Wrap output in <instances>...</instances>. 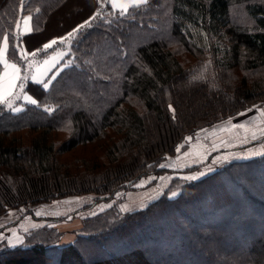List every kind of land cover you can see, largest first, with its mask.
Here are the masks:
<instances>
[{
	"label": "trees",
	"instance_id": "trees-1",
	"mask_svg": "<svg viewBox=\"0 0 264 264\" xmlns=\"http://www.w3.org/2000/svg\"><path fill=\"white\" fill-rule=\"evenodd\" d=\"M86 1L0 0V47L8 37L6 58L29 77L8 98L20 111L0 104V215L20 213L0 227V264H264V153L195 180L178 172L144 206L123 202L168 171L166 157L201 152L192 144L199 129L264 105V0H146L123 14L110 0ZM26 15L34 46L19 32ZM51 21L65 29L42 38ZM52 54L59 60L45 89L31 74ZM73 150L75 160L63 162ZM85 194L92 201L73 214L32 206ZM87 211L61 244L58 220ZM226 227L237 233L235 245L227 239L232 252L220 245ZM10 228L22 244L7 245ZM158 242L164 257L151 251Z\"/></svg>",
	"mask_w": 264,
	"mask_h": 264
},
{
	"label": "rangeland",
	"instance_id": "rangeland-1",
	"mask_svg": "<svg viewBox=\"0 0 264 264\" xmlns=\"http://www.w3.org/2000/svg\"><path fill=\"white\" fill-rule=\"evenodd\" d=\"M85 2H87L85 0ZM81 11L73 12L71 15H66L63 20H70V17L75 16V14L80 13ZM89 12V11H88ZM87 12V13H88ZM84 15L83 17H85ZM30 15L24 16L23 19L29 18ZM83 17L79 18L78 20L82 19ZM62 20V22H63ZM77 20V21H78ZM28 22H30V19H28ZM73 24V22H71ZM70 24V25H71ZM30 25V24H29ZM20 28V27H19ZM65 29L64 26H61V24H58L55 21H51L49 23V27L47 29L48 33L58 32ZM53 39V38H50ZM35 39V42L36 43ZM55 40V39H53ZM48 41V40H47ZM4 43V42H3ZM31 45V44H30ZM59 55L52 54L48 58L42 60L38 65L34 67V71H32L31 74V81H34L32 78L35 77V80H37L40 77L48 76L49 72L52 71L56 64L58 63ZM47 61L48 63H45ZM46 76V77H47ZM46 79V78H45ZM44 81V80H42ZM48 83V82H47ZM22 96V100L25 102H30V100L25 99L26 96L31 97L28 94L20 95V93L16 94V97ZM24 96V97H23ZM33 98V97H31ZM16 100L15 97L12 98V100ZM34 99V98H33ZM11 102V101H10ZM13 108H21V105H18L16 107L13 106ZM60 136V135H59ZM31 137V135L23 134L22 141L26 142V138ZM193 139L192 144L194 147L201 150V152H197L192 154L191 156H188V153H186L187 157H183V160L181 161L178 156H168L165 158V160L160 164L161 167H164L166 170L165 173H162L158 177H156V180H153V178L146 179L144 181V184H142V190L141 192L133 190L129 191L127 194L128 201H123L125 205V208H137L138 206H144L148 202L154 200L158 195L161 193L162 188L163 190L167 188L169 185V179L170 177L176 174L178 172L180 175L187 179V180H195V179H189V177L196 176L198 179L202 175L200 173H207L213 171L215 168H218L219 166H222L225 164V162L229 161V159H247L255 156H259L264 153V105L255 104L252 107L238 113L237 115L228 117L227 119H224L220 122L215 123L214 125L199 129ZM238 137L239 139H236ZM190 137H186V139H189ZM258 140L259 142L253 144L251 142ZM29 142V140H27ZM83 154H86V156H89L93 152L90 151H82ZM79 155L78 150H73L71 153H67L66 155L61 156V160L63 162L67 161H74L75 158ZM228 157L225 159V157ZM247 157V158H245ZM180 160V161H178ZM187 160V161H185ZM191 164H194L193 166H189ZM153 180V181H152ZM252 180L250 179V182ZM252 182L254 186L258 187L256 185V181L253 180ZM153 182V183H152ZM218 186H213L214 193H218L217 189ZM259 188V187H258ZM179 189L172 190L169 195L171 197H175L178 194ZM172 193H176L175 196L172 195ZM153 194V195H152ZM121 195V194H118ZM93 195H71L67 196L61 199H56L51 202H45V203H38L36 205H32L34 208H40L43 207L44 213H48L50 211L49 209H52L53 213L56 211L62 215V213L65 214H73V211L76 210V205L79 202H85L92 201ZM114 202H119L121 200L120 197H113ZM203 198L201 197L199 199V202H201ZM111 201V199H110ZM110 201H108L110 203ZM72 202V203H70ZM60 204V206H59ZM101 205V204H98ZM31 206V207H32ZM124 209V208H122ZM97 212L96 210H94ZM91 211H87L84 213H75L74 215H68V220L66 222H62L63 218L58 220L60 221L57 224V228L63 232V235L61 236L60 243L65 241H70L71 239L75 238L76 231L79 230L81 226V217L84 214H89ZM19 211H15V209H9L8 212L4 215H0V227L4 224L7 225L10 221H12L15 217H18ZM258 218V225L262 224V216L256 215ZM62 220V221H61ZM50 223H57L54 220H50ZM202 225V223H200ZM203 226V225H202ZM14 228H10V232H8L5 236L7 237L5 240L7 242V245L9 244V240H16L18 237L22 238V235L20 232L17 233V229L13 230ZM225 231L222 233V240L220 241V245L224 250L232 249L234 251V247L229 246L227 239L230 238L232 245H235L237 243V233L233 231L230 228H225ZM21 231V230H19ZM3 231V235H4ZM184 236H177L173 243L176 245H179L181 241H183ZM2 238H5L4 236ZM245 239H242L239 243H244L248 237H244ZM255 238V235H254ZM224 240V242H223ZM225 241L227 242V246L225 244ZM12 246V245H10ZM164 246L161 242H158L157 246H153L151 251L158 257L162 256L164 257L165 254H167L164 250ZM167 246V245H166ZM226 247V248H225ZM207 247L199 248L195 250L196 253H202L205 252ZM232 250H227L229 252H232ZM111 249L109 248V250ZM203 254V253H202ZM86 260V259H84ZM189 264H196L195 260L190 259Z\"/></svg>",
	"mask_w": 264,
	"mask_h": 264
},
{
	"label": "snow or ice",
	"instance_id": "snow-or-ice-1",
	"mask_svg": "<svg viewBox=\"0 0 264 264\" xmlns=\"http://www.w3.org/2000/svg\"><path fill=\"white\" fill-rule=\"evenodd\" d=\"M146 2V0H135L136 5L138 6L139 4H142ZM123 11H126V9L122 10V14ZM30 19L26 18L25 20V24L27 25V20ZM88 22H85V24H87ZM80 28H83L84 25L79 26ZM78 30V29H77ZM74 30V31H77ZM27 31H31L30 28L27 29ZM68 36L71 37L72 33H68ZM63 39V38H61ZM56 40H52L51 42H49L48 44H45L43 47L45 49L51 48L52 45L56 44ZM8 50V37H4V43L3 46L0 47V65H3V71L0 72V104H5L7 103V106L9 108H12V104L11 102L8 100L9 97H12L14 95V89L17 88V81H26L29 79V77L27 75L25 76H21V68L17 65V63H10L9 60L6 58V53ZM39 51V50H37ZM27 53L25 52H21V57L22 59L26 60L27 59ZM33 56L36 55V52L32 53ZM45 63H48L47 61H45ZM34 80V82L42 84L43 88L47 89L49 84L48 83H44L43 81H36L35 77L32 78ZM20 88L24 87L23 82L20 83L19 85ZM25 99L30 100L31 103L35 104L36 101L34 99H32L31 97L26 96ZM13 111H20V108H12ZM190 139V138H189ZM228 157L226 156L225 159H227ZM247 158V157H245ZM205 173H200V175H204ZM196 176H192L189 177V179H196ZM173 196L176 195V193H172ZM10 245L12 246H16L17 244H22L23 240L22 238H17L16 240H9L8 241Z\"/></svg>",
	"mask_w": 264,
	"mask_h": 264
},
{
	"label": "crops",
	"instance_id": "crops-1",
	"mask_svg": "<svg viewBox=\"0 0 264 264\" xmlns=\"http://www.w3.org/2000/svg\"><path fill=\"white\" fill-rule=\"evenodd\" d=\"M110 3L112 5V7L116 10H119V11H122L123 9H128L131 5H135V0H110ZM26 17V16H25ZM24 18V17H23ZM21 20V23H20V28H19V32L21 35H25L28 37V42L31 44V41H33V38H29L31 36V31H32V20H31V17H30V22H28L27 20V25L25 24V20L26 19H23ZM30 24V25H29ZM30 28L31 31H27V29ZM35 37V36H34ZM58 37L57 34L53 35L51 38L53 39H56ZM53 39H48V41L45 42V44H48L49 42H51ZM4 42V41H3ZM27 42V41H26ZM37 43H34L32 44L31 46H34L36 45ZM44 44V45H45ZM2 46H3V43H2ZM1 46V47H2ZM29 49V48H28ZM32 51V49H31ZM10 63H13V62H10ZM35 70V69H34ZM33 70V71H34ZM3 71V70H2ZM51 72V71H50ZM49 72V73H50ZM47 76V75H46ZM45 77H40L38 78L36 81H42V80H45ZM194 164H191L190 166H193Z\"/></svg>",
	"mask_w": 264,
	"mask_h": 264
},
{
	"label": "bare ground",
	"instance_id": "bare-ground-1",
	"mask_svg": "<svg viewBox=\"0 0 264 264\" xmlns=\"http://www.w3.org/2000/svg\"><path fill=\"white\" fill-rule=\"evenodd\" d=\"M43 35V34H42ZM47 35H49V33L47 32V33H45L44 35H43V37L42 38H44V37H46ZM41 38V39H42Z\"/></svg>",
	"mask_w": 264,
	"mask_h": 264
},
{
	"label": "flooded vegetation",
	"instance_id": "flooded-vegetation-1",
	"mask_svg": "<svg viewBox=\"0 0 264 264\" xmlns=\"http://www.w3.org/2000/svg\"><path fill=\"white\" fill-rule=\"evenodd\" d=\"M236 139H239L238 137H236ZM185 161H187V160H185Z\"/></svg>",
	"mask_w": 264,
	"mask_h": 264
}]
</instances>
